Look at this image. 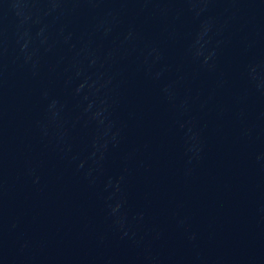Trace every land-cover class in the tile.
Wrapping results in <instances>:
<instances>
[{"label":"water","instance_id":"95a60500","mask_svg":"<svg viewBox=\"0 0 264 264\" xmlns=\"http://www.w3.org/2000/svg\"><path fill=\"white\" fill-rule=\"evenodd\" d=\"M0 264H264V0H0Z\"/></svg>","mask_w":264,"mask_h":264}]
</instances>
